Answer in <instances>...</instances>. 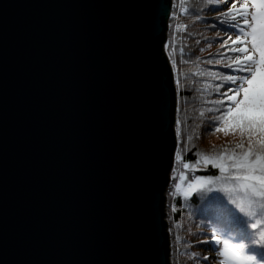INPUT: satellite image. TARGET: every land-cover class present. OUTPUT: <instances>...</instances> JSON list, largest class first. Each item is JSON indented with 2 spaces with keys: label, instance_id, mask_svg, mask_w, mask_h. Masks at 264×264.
<instances>
[{
  "label": "water",
  "instance_id": "water-1",
  "mask_svg": "<svg viewBox=\"0 0 264 264\" xmlns=\"http://www.w3.org/2000/svg\"><path fill=\"white\" fill-rule=\"evenodd\" d=\"M172 6L0 0V264H172Z\"/></svg>",
  "mask_w": 264,
  "mask_h": 264
},
{
  "label": "trees",
  "instance_id": "trees-1",
  "mask_svg": "<svg viewBox=\"0 0 264 264\" xmlns=\"http://www.w3.org/2000/svg\"><path fill=\"white\" fill-rule=\"evenodd\" d=\"M210 1L216 4L212 6ZM229 9L223 0L173 2L166 52L174 66L177 82H183L178 90V127L182 125L184 133L182 139L179 131L180 147L177 156L180 159H176L175 175H178L175 179L184 174L185 183L195 177H211L218 181L215 187L232 188L231 184L222 185L229 175L227 171L221 174L219 169L211 164L205 165L203 161L215 159L225 149L236 150V145L242 142L247 145V137H241L239 131L230 129L227 135L223 131H210V121L214 114L208 111L213 107L208 100L218 98L215 86L220 83L212 73H228L231 70L222 64H208L207 61L221 58L226 51L221 47V40L233 37L236 33V29L230 24L231 18L223 15ZM213 10L215 14H211ZM220 20L225 22L221 23ZM228 43L230 45L231 41ZM228 55L235 54L229 52ZM200 113L204 115L201 116ZM189 137L191 139H187ZM198 160L200 163H197ZM185 163L189 164L188 169L184 168ZM198 189L189 196L172 192L169 195L174 264H221V258L213 262L207 253V248L215 246L213 227L218 229L222 237L234 241V244H244L245 253L255 255L260 264H263L264 246L253 243L258 238L257 230L252 229L250 224L255 223L258 218H264V210H258L256 217H250L231 203L223 191L200 193ZM205 256L209 261L202 259Z\"/></svg>",
  "mask_w": 264,
  "mask_h": 264
},
{
  "label": "snow or ice",
  "instance_id": "snow-or-ice-1",
  "mask_svg": "<svg viewBox=\"0 0 264 264\" xmlns=\"http://www.w3.org/2000/svg\"><path fill=\"white\" fill-rule=\"evenodd\" d=\"M223 15L231 18L236 39L228 36L221 40V47L226 49L223 56L207 61L231 70L212 73L220 83L215 86L218 98L210 101L213 107L208 109L214 114L210 131H223L225 135L230 129L239 131L241 137H247V145L237 144L236 150L225 149L215 159L203 161L205 165L211 164L219 169L221 174L227 171L229 175L222 185L231 184L232 188L215 187L218 181L209 177L198 191L221 190L242 213L256 217L258 210H264V0L240 3L239 7L236 0H232L229 11ZM228 41H231L230 45ZM229 52L236 55H228ZM176 159L180 157L176 156ZM184 168L188 169L189 164L185 163ZM194 179L199 181L201 178ZM250 227L257 230L258 238L253 243L264 246V218L256 219ZM212 234L221 264H260L255 255L245 253L244 244L221 238L215 227ZM202 259L209 261L207 256Z\"/></svg>",
  "mask_w": 264,
  "mask_h": 264
},
{
  "label": "rangeland",
  "instance_id": "rangeland-1",
  "mask_svg": "<svg viewBox=\"0 0 264 264\" xmlns=\"http://www.w3.org/2000/svg\"><path fill=\"white\" fill-rule=\"evenodd\" d=\"M224 2H226V6L227 7H230L231 5V2L232 0H223ZM174 2V0H173ZM237 4H238V7H239V4L240 3H249L251 4V0H236ZM210 4L212 6H214L216 3L213 2V1H210ZM173 8V6H172ZM251 10V9H250ZM172 13V11H171ZM215 10H213V12L211 14H215ZM171 17V16H170ZM170 20V19H169ZM170 22V21H169ZM169 31V29H168ZM169 36V34H168ZM233 39L236 38V33H234ZM167 41H168V37H167ZM167 43V42H166ZM165 51H166V45H165ZM236 55V54H235ZM170 59V58H169ZM171 61V60H170ZM172 64V62H171ZM172 67H173V70H174V66L172 64ZM174 75H175V71H174ZM179 80V79H178ZM175 84H176V88H177V98H178V107H177V113H176V116H177V119H176V124H175V128H176V132H177V149H176V152H175V161H174V166H173V169L171 171V178H170V181H169V185L167 187V191H166V196H167V200H166V205H165V211L167 212L166 214V220H167V223H168V231H169V238H170V243H172V240H173V235H172V232H171V223L169 221V211H170V205H171V199L169 195H171L170 193L172 192L173 194H177V193H180L184 196H189L190 194H192L196 189L200 188L203 184L206 183L207 179L208 178H202L200 177L201 179L199 181L197 180H192L188 183H185L184 181V174L182 176H180V178H176L175 177L178 175H175V172H176V156L178 155L177 152L179 150V147H180V136H179V131L181 132V138L183 139V128H182V125L180 126V128L178 127V112H179V95H178V90H179V87H181L183 85V82H177V77L175 75ZM224 90V89H223ZM221 90V91H223ZM209 102L210 101H213L211 99L208 100ZM181 123V121H180ZM244 141V139H243ZM243 143V142H242ZM225 239V238H223ZM210 246V245H209ZM212 247L214 248H207V253L211 256V259L213 262L217 261L218 260V253L217 251L215 250L217 245L213 246L211 245ZM171 256H170V261L172 264H174V260H173V254H174V248H173V245L171 244ZM221 260V259H220Z\"/></svg>",
  "mask_w": 264,
  "mask_h": 264
}]
</instances>
